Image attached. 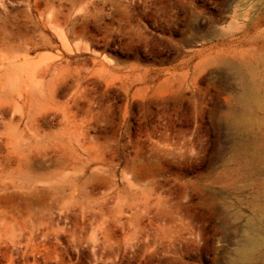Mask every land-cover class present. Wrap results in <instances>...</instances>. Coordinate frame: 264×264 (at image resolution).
Masks as SVG:
<instances>
[{"label": "rangeland", "instance_id": "rangeland-1", "mask_svg": "<svg viewBox=\"0 0 264 264\" xmlns=\"http://www.w3.org/2000/svg\"><path fill=\"white\" fill-rule=\"evenodd\" d=\"M256 91L264 0H0V264H264Z\"/></svg>", "mask_w": 264, "mask_h": 264}, {"label": "bare ground", "instance_id": "bare-ground-1", "mask_svg": "<svg viewBox=\"0 0 264 264\" xmlns=\"http://www.w3.org/2000/svg\"><path fill=\"white\" fill-rule=\"evenodd\" d=\"M252 101L255 102L257 105H264V95L259 96L258 92L256 91L252 95ZM249 255L252 256V252H250Z\"/></svg>", "mask_w": 264, "mask_h": 264}]
</instances>
